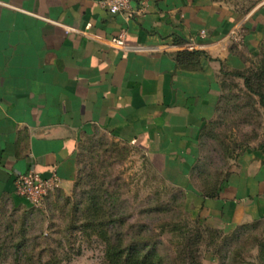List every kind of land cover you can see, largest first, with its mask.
<instances>
[{
    "label": "crops",
    "instance_id": "crops-1",
    "mask_svg": "<svg viewBox=\"0 0 264 264\" xmlns=\"http://www.w3.org/2000/svg\"><path fill=\"white\" fill-rule=\"evenodd\" d=\"M130 1L129 13L111 15L97 0H0V202L30 207L13 191L28 170L56 173L68 192L81 141L102 132L184 189L203 227L223 236L254 228L258 256L264 145L235 160L213 197L192 190L189 173L223 83L264 43V2L243 13L212 0ZM120 34L134 49L107 45ZM184 51L198 55L181 64Z\"/></svg>",
    "mask_w": 264,
    "mask_h": 264
},
{
    "label": "rangeland",
    "instance_id": "rangeland-1",
    "mask_svg": "<svg viewBox=\"0 0 264 264\" xmlns=\"http://www.w3.org/2000/svg\"><path fill=\"white\" fill-rule=\"evenodd\" d=\"M212 1L243 13L264 2ZM262 63L259 52L247 74L255 75ZM263 144L259 97L245 88L242 78H227L215 116L199 137V153L189 173L191 189L201 196L212 193L241 154ZM99 194L113 202L112 213L120 214L115 218L125 220L119 230L122 241L140 232L158 243L162 264H256L259 233L254 228L230 236L205 230L192 217L184 189L168 185L149 169L143 155L102 132L81 141L68 192L58 188L37 207L0 202V264H106L105 243L82 228L90 218L89 201Z\"/></svg>",
    "mask_w": 264,
    "mask_h": 264
},
{
    "label": "trees",
    "instance_id": "trees-1",
    "mask_svg": "<svg viewBox=\"0 0 264 264\" xmlns=\"http://www.w3.org/2000/svg\"><path fill=\"white\" fill-rule=\"evenodd\" d=\"M259 52H261L262 54L263 63L255 75H250L249 73L247 74L245 70L240 73H232L229 77L242 78L245 88L249 92L259 97V103L264 108V43L262 44ZM197 55L198 52L189 53L187 51H184L178 53L176 59L179 63L183 64V61L187 58H191L192 56ZM253 79L256 80L255 84L257 85V90L253 86ZM220 99L221 96L219 100ZM226 178L227 176L225 177L223 183L226 181ZM221 186L217 187L214 191H212V193L204 196H215L216 194H218ZM100 196L101 195L99 194L97 196L94 195L91 197L89 201L90 218H87V223L83 224L82 228L88 229L90 233H93L95 237L100 238L105 243L106 246L104 257L106 264H162V258L157 252L158 243L149 242L146 237H142L139 234L140 232H138L134 236L132 235L131 239H129L128 242L122 241V238L124 236L120 233L119 230H121L120 228H123V226L125 225V220L122 218L116 219L115 217H119L120 214L112 213V209H114L113 202H105ZM205 230H208L215 235H222L221 232L216 230H212L209 228H205ZM244 230L245 229L242 228L241 230L237 231H239L240 233H245L246 231ZM16 246L17 252H19L22 245L18 244ZM259 259L264 263V243L260 244Z\"/></svg>",
    "mask_w": 264,
    "mask_h": 264
},
{
    "label": "built area",
    "instance_id": "built-area-1",
    "mask_svg": "<svg viewBox=\"0 0 264 264\" xmlns=\"http://www.w3.org/2000/svg\"><path fill=\"white\" fill-rule=\"evenodd\" d=\"M98 4L109 14H127L130 11V0H97ZM92 38V36H91ZM123 34L116 40L107 41V45L118 47L128 52L134 48L124 47L122 43ZM200 46L195 43H186L181 46L182 50L194 51ZM60 180L56 173H52L49 178L41 177L34 170L17 175L13 180V191L16 197L25 201L30 207L41 205L50 193L59 188Z\"/></svg>",
    "mask_w": 264,
    "mask_h": 264
}]
</instances>
